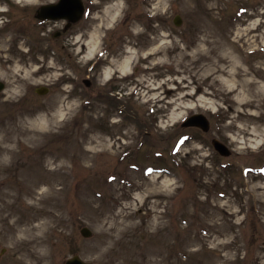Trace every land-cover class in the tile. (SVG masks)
<instances>
[{"label":"rangeland","instance_id":"1","mask_svg":"<svg viewBox=\"0 0 264 264\" xmlns=\"http://www.w3.org/2000/svg\"><path fill=\"white\" fill-rule=\"evenodd\" d=\"M46 1L0 0V264L75 255L97 264H264V136L257 143L241 130L264 134V0H97L95 23L60 40L57 27L38 23ZM115 26L118 63L136 53L127 74L107 80L116 64L96 67L94 56ZM92 33L101 38L89 55ZM221 58L251 84L233 88L238 76L214 72ZM92 66L101 74L89 88ZM39 85L50 92L37 94ZM194 113L209 117V132L181 125ZM214 137L235 148L229 160L240 168L220 169ZM248 164L255 173L244 188ZM40 221L46 254L24 232Z\"/></svg>","mask_w":264,"mask_h":264},{"label":"flooded vegetation","instance_id":"2","mask_svg":"<svg viewBox=\"0 0 264 264\" xmlns=\"http://www.w3.org/2000/svg\"><path fill=\"white\" fill-rule=\"evenodd\" d=\"M61 0H50L49 2H43L40 6V8L47 6V5H52V4H57ZM84 4L85 11L82 14L81 18L73 22L70 19H53V18H47L45 20H39V24L44 26L45 28H49L51 30L54 29V27H57L56 30L54 31L55 33V39L60 40L63 38H69L70 36H73V33L75 34L79 30V24L83 22L85 24L86 20H89L90 24L93 25L95 23V20L92 19L94 17V13H98L103 10L104 6H99L97 5V0H82ZM87 12V14H86ZM86 14V15H85ZM88 17V18H87ZM81 27V26H80ZM118 26H115L114 29H109L107 28V31L103 34L102 40H100L101 43V49L96 53L94 56L96 58V65H103L105 67L106 63L108 62L118 64L122 57L124 56L123 54V41L121 40L120 35H116V31ZM117 36V37H116ZM101 38V37H100ZM99 38V39H100ZM117 39V40H116ZM101 52V54H100ZM95 66H92V68H95V71L92 73V75H88V78L90 81L87 83L89 88H92L95 86L96 79L98 78V75L101 74V71L97 70ZM102 67V69H103ZM107 67V66H106ZM92 70V69H91ZM115 70V69H113ZM118 71V70H117ZM116 73V71H115ZM114 73V75H115ZM118 75V74H116ZM213 139V138H212ZM212 141V140H211ZM230 150L231 152L229 155L224 156L220 152H216L218 156V161H220V169H225V170H230L233 169L234 167L240 168V165L236 164V162L229 160V158L233 157L236 155L235 153V148L231 147L229 145V141H224L221 140ZM222 158H228L227 160L223 161ZM242 176H243V181L242 184L244 188H247V184L250 183V180H252L251 176L254 175L255 173V168L253 164H248V165H243L241 170H240ZM262 177L264 179V171L261 172Z\"/></svg>","mask_w":264,"mask_h":264},{"label":"bare ground","instance_id":"3","mask_svg":"<svg viewBox=\"0 0 264 264\" xmlns=\"http://www.w3.org/2000/svg\"><path fill=\"white\" fill-rule=\"evenodd\" d=\"M21 1H23V0H21ZM25 1H31V0H25ZM111 5L108 8H111ZM113 5H114L115 8L118 7L116 2H114ZM108 11H111V10L108 9ZM98 38H99V36L96 35L95 33H92L90 35V38H89V40L87 42V45H88L87 53L89 55H92L94 53L95 49L98 47V45H97L98 44L97 43L98 42ZM158 51H159V49L155 48V49L150 50V52H148L147 54H149V55L157 54ZM135 53L136 52L134 50L133 51L129 50L127 55H125L124 60L121 63H118V64L114 65V67L105 68L104 77L108 80L115 73V71H117V70L118 71H122L123 74H127L130 71V65H131V63L133 61V58L135 57ZM227 62H228L227 58H221L219 60V63L214 66V68H213L214 72H218V73H221V74L222 73L223 74H228V75L235 76V77L238 76L239 80H234L233 88L236 87V86H242V85H246V84L250 85L251 84L248 81H246L245 79L242 81V78H241L242 74L240 73L239 70H238L237 74H236L235 71L228 70L227 66H226ZM113 69H115V70H113ZM233 88L230 87V89H231L230 92H232ZM206 93L207 92H205V94ZM241 130L245 134H248L249 136H253V138L251 137L248 140H258L257 143H261L260 140H262V136H264V134H263L262 131L259 130V128L254 127L252 129H247L244 126V127L241 128ZM10 150H11V148H9L8 146L5 147V151H10ZM155 177H157V176H155ZM166 185H169V184H166ZM46 227H47V221H40L37 224H33V225L30 224L24 230L28 240H31V241L34 240L35 241L37 238H40V240L38 241V246L41 247L40 252L42 254H46L45 248L47 246V243L44 240L45 239L44 233H45Z\"/></svg>","mask_w":264,"mask_h":264},{"label":"water","instance_id":"4","mask_svg":"<svg viewBox=\"0 0 264 264\" xmlns=\"http://www.w3.org/2000/svg\"><path fill=\"white\" fill-rule=\"evenodd\" d=\"M84 11V6L81 2V0H61L58 5L48 6L45 8V14L43 13V10H40L38 12L39 18H68L71 21H78ZM176 24L180 25L182 20L180 16H177ZM88 79H85V82L88 83ZM5 84L0 81V91L4 90ZM37 93L40 95H46L49 93L50 89L48 86L41 85L38 86L36 89ZM184 126H200L204 130H208L210 128V123L208 119L203 114H194L191 117L185 121ZM213 144L216 147V149L221 150L224 155L229 154V151L226 149V146L219 140H213ZM82 235L85 237L92 236V230L88 227H84L81 230ZM64 264H95L91 262L84 261L80 256L75 255L72 258H69L65 261Z\"/></svg>","mask_w":264,"mask_h":264}]
</instances>
